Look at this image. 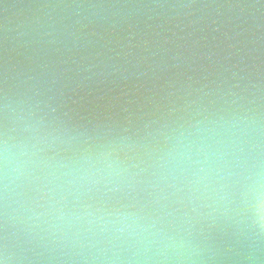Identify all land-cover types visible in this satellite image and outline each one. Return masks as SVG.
Wrapping results in <instances>:
<instances>
[{"label":"clouds","instance_id":"9594fccd","mask_svg":"<svg viewBox=\"0 0 264 264\" xmlns=\"http://www.w3.org/2000/svg\"><path fill=\"white\" fill-rule=\"evenodd\" d=\"M0 264H264V0H0Z\"/></svg>","mask_w":264,"mask_h":264}]
</instances>
